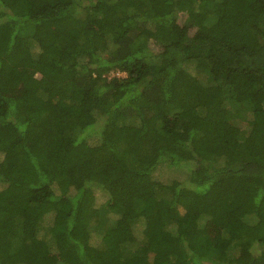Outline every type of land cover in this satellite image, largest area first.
I'll return each instance as SVG.
<instances>
[{
    "label": "trees",
    "instance_id": "1",
    "mask_svg": "<svg viewBox=\"0 0 264 264\" xmlns=\"http://www.w3.org/2000/svg\"><path fill=\"white\" fill-rule=\"evenodd\" d=\"M0 264H264V0H0Z\"/></svg>",
    "mask_w": 264,
    "mask_h": 264
},
{
    "label": "rangeland",
    "instance_id": "2",
    "mask_svg": "<svg viewBox=\"0 0 264 264\" xmlns=\"http://www.w3.org/2000/svg\"><path fill=\"white\" fill-rule=\"evenodd\" d=\"M111 76H121L120 73H111ZM250 221L253 223L255 221L254 217L250 218Z\"/></svg>",
    "mask_w": 264,
    "mask_h": 264
}]
</instances>
